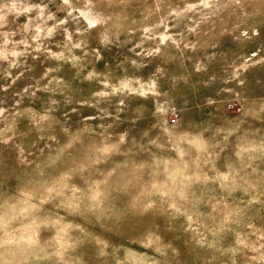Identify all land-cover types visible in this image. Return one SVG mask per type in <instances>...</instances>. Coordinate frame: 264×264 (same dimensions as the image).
<instances>
[{
    "label": "rangeland",
    "instance_id": "rangeland-1",
    "mask_svg": "<svg viewBox=\"0 0 264 264\" xmlns=\"http://www.w3.org/2000/svg\"><path fill=\"white\" fill-rule=\"evenodd\" d=\"M0 264H264V0H0Z\"/></svg>",
    "mask_w": 264,
    "mask_h": 264
},
{
    "label": "built area",
    "instance_id": "built-area-1",
    "mask_svg": "<svg viewBox=\"0 0 264 264\" xmlns=\"http://www.w3.org/2000/svg\"><path fill=\"white\" fill-rule=\"evenodd\" d=\"M172 121H173V122H176V121H177V118H176V117H174V118L172 119Z\"/></svg>",
    "mask_w": 264,
    "mask_h": 264
}]
</instances>
